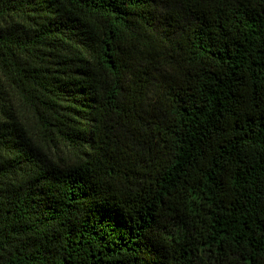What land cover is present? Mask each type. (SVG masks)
<instances>
[{
    "label": "trees",
    "instance_id": "16d2710c",
    "mask_svg": "<svg viewBox=\"0 0 264 264\" xmlns=\"http://www.w3.org/2000/svg\"><path fill=\"white\" fill-rule=\"evenodd\" d=\"M0 264H264V0H0Z\"/></svg>",
    "mask_w": 264,
    "mask_h": 264
}]
</instances>
